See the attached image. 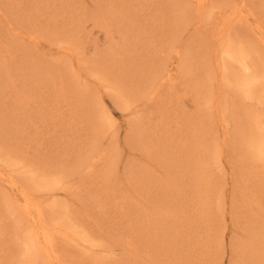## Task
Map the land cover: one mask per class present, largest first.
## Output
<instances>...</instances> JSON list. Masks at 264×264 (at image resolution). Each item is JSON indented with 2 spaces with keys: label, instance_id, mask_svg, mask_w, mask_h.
<instances>
[{
  "label": "rangeland",
  "instance_id": "obj_1",
  "mask_svg": "<svg viewBox=\"0 0 264 264\" xmlns=\"http://www.w3.org/2000/svg\"><path fill=\"white\" fill-rule=\"evenodd\" d=\"M195 1L0 0V264H264V0Z\"/></svg>",
  "mask_w": 264,
  "mask_h": 264
},
{
  "label": "bare ground",
  "instance_id": "obj_2",
  "mask_svg": "<svg viewBox=\"0 0 264 264\" xmlns=\"http://www.w3.org/2000/svg\"><path fill=\"white\" fill-rule=\"evenodd\" d=\"M209 1L208 0H196L195 1V3L197 4V7L198 8H200V7H202V5H206L207 3H208ZM231 15V14H230ZM237 16V15H236ZM226 17H230L229 15H226ZM232 17H233V15L229 18V19H231L232 20ZM243 17H241V18H239V19H242ZM13 30H14V28H13ZM8 38V37H7ZM167 38V37H166ZM168 39V38H167ZM1 40H4V39H1L0 38V44H2V43H4V42H1ZM6 41V40H5ZM231 41H232V39H230L229 38V40H228V51H229V49H230V52L232 53L233 51H234V49L232 50L231 49V47L232 46H234V45H232V43H231ZM13 43V42H12ZM11 43V44H12ZM15 47V46H14ZM13 47V48H14ZM12 46L9 44V42L8 43H6V44H2V45H0V65L2 66V68H1V70H0V72L4 75V76H6V77H8V76H11V78L10 79H5V80H2V83L4 84V87H6L7 85L8 86H11V85H13L14 86V84L15 83H17V90H14V93L15 92H23V94L25 95V93L26 92H29L30 94H31V92L32 91H35V93H32L33 95H36V93L38 92V90L39 89H41L42 88V86L41 87H37V88H31V86H32V83H31V81H33V79L31 80L30 79V77L29 76H27V79L26 78H19V79H17L15 76H13V75H15V74H13L12 72H11V69L9 68L10 67V64H11V60L9 59V61H10V63H9V61H8V58L9 57H12L13 56V51H12ZM15 49V48H14ZM188 50V49H187ZM189 51V50H188ZM174 52V51H173ZM177 53V52H176ZM186 56V55H185ZM180 60H181V62L177 65V70H180V71H183V70H186L187 69V66H186V60H185V58L183 57V59H181L180 58ZM161 60H158V63L156 64V65H154V68H153V65H151V68H152V72H150L149 74V76H147V79L145 80V82L142 84V85H139L140 86V90L141 91H143V92H146L147 94H149V95H155L156 93H157V91H159L160 90V88H162L166 83H167V79H170V80H172L173 78H172V74L173 73H171L172 71H173V69H167V68H165V63H163V62H160ZM27 62V61H26ZM188 64V63H187ZM16 68V67H15ZM14 68V69H15ZM246 68H248V66L246 67ZM165 70H166V72H165ZM3 72H6V75H5V73H3ZM0 73V74H1ZM18 73V72H17ZM18 75V74H17ZM172 78V79H171ZM144 79H145V76L144 77H141V82L142 81H144ZM240 79V82L241 83H244V78H239ZM165 80H167V81H165ZM169 80V81H170ZM6 81H7V83H6ZM36 82H40V81H36ZM246 82H248V80L246 81ZM249 83V82H248ZM247 83V84H248ZM6 84V85H5ZM40 84H41V82H40ZM26 85H27V87L28 88H26ZM21 86H22V90H21ZM43 87H44V84H43ZM23 88H26V89H24L23 90ZM17 95H18V93H17ZM27 95V94H26ZM29 95V94H28ZM37 96V95H36ZM30 97V96H29ZM29 97H28V100H29ZM38 97V96H37ZM23 98H25V96L23 97ZM23 98H22V101L24 102V101H26V100H23ZM2 100V99H1ZM20 100H21V98H20ZM30 100H31V98H30ZM36 101V100H35ZM14 104V103H13ZM12 104V105H13ZM23 104V103H22ZM26 104V103H25ZM17 106V105H16ZM19 108V107H18ZM17 108V109H18ZM20 109V108H19ZM18 109V110H19ZM21 110V109H20ZM15 112V111H14ZM13 112V113H14ZM20 113V112H19ZM22 115V114H21ZM21 118V117H20ZM26 120V119H25ZM16 127H17V125H16ZM11 132H14V130L13 131H11ZM251 145H254L256 148H257V145H258V138H256V137H254L253 138V142H252V144ZM101 159H103L102 157H100V156H97L95 159H94V163L96 164V163H99L100 161H101ZM19 191V190H18ZM20 191H21V193H22V195L25 197V204H28V206L27 205H21V206H24L23 208L24 209H26V211H25V213L26 212H28V213H30L29 212V210L31 211L32 209H29V203L30 202H32V198L30 197V194L28 193V192H26V191H24V189H20ZM20 201V200H19ZM21 202V201H20ZM22 203H23V201H22ZM39 203V202H38ZM40 204V203H39ZM18 205H19V203H18ZM32 205V204H31ZM36 205H37V207H38V212H39V214H43V211L42 210H40V207H39V205L37 204V202H36ZM34 207V206H33ZM36 207V206H35ZM18 208H20V206H18ZM24 209H22V215L24 214ZM35 209V208H34ZM35 212V211H34ZM28 213H27V215H28ZM31 214V213H30ZM29 214V215H30ZM25 215V214H24ZM32 217V216H31ZM39 217V216H38ZM39 220H42V216H40V218H39ZM47 225V224H46ZM35 226H37V230H34V232H32L33 234L32 235H28L27 237H28V239H27V237H26V243H27V249L29 248V253H33L34 255H38V253H40V256H41V254L42 253H44L45 254V256H44V254H43V256L44 257H50L51 259H52V257L55 255V248H54V241H53V238H52V236L50 235V232L49 231H47V230H45V228H40V226L37 224V223H35ZM1 238V237H0ZM9 239V238H8ZM4 240V239H3ZM1 242H2V239L0 240ZM26 243L24 244V245H26ZM29 253H27L28 255H29ZM36 255V256H37ZM48 259V258H47ZM50 259V260H51ZM49 260V261H50ZM48 261V262H49ZM51 262V261H50Z\"/></svg>",
  "mask_w": 264,
  "mask_h": 264
}]
</instances>
